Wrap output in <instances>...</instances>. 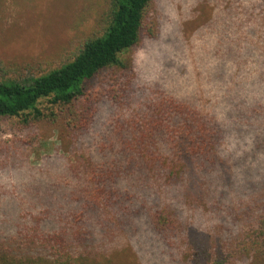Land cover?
<instances>
[{
    "label": "rangeland",
    "instance_id": "obj_1",
    "mask_svg": "<svg viewBox=\"0 0 264 264\" xmlns=\"http://www.w3.org/2000/svg\"><path fill=\"white\" fill-rule=\"evenodd\" d=\"M109 10V0H0V80L59 68L102 35ZM121 59L125 67H110L85 83L82 99L67 106L41 100L42 120L29 127L24 115L0 117V230L12 234L16 224L29 226L32 202L52 194L66 163L86 159L74 162V138L64 125L72 113L86 105L91 118H168L159 108L166 100L213 117L220 165L207 181L210 195L197 190L179 197L187 196V204L165 202L189 218L190 236L219 225L240 233V213L254 205L249 199L264 200V0H152L138 43ZM174 107L171 114L179 110ZM229 208L236 210L234 220H227ZM117 217L90 224L86 238L97 231L84 244L86 264H174L165 256L167 241L139 217ZM188 245L174 243L186 264ZM235 260L230 264H264L248 254Z\"/></svg>",
    "mask_w": 264,
    "mask_h": 264
},
{
    "label": "trees",
    "instance_id": "obj_2",
    "mask_svg": "<svg viewBox=\"0 0 264 264\" xmlns=\"http://www.w3.org/2000/svg\"><path fill=\"white\" fill-rule=\"evenodd\" d=\"M109 2L102 35L86 41L69 61L38 77L0 80V117L24 115L22 122L29 127L42 120L37 109L41 100L70 105L84 97L85 83L101 71L125 67L121 56L138 43L152 0ZM3 69L0 65V73ZM171 105L179 110L171 114ZM159 108L168 118H91L86 105L66 118L65 129L74 138L78 156L74 162L86 159L66 163L51 183L52 194L32 202L29 226L16 224L12 234L0 230V264H86L90 254L84 244L92 242L97 231L87 239L94 230L90 224L103 223V217L109 224L118 222L122 213L125 221L139 217L155 236L164 238L165 256L174 264H182L181 259L186 264L174 246L183 240L191 248L187 264H230L247 254L264 263L262 197L256 202L250 198L254 205L240 213L245 219L240 233L219 225L198 237L189 235L190 220L178 206L165 202L187 204V196L179 199L187 192L211 194L207 181L219 171V136L213 133V117L190 104L162 100ZM31 114L33 118H27ZM192 186L197 189L190 192ZM235 212L226 209L227 220H234ZM105 227L99 230L106 238Z\"/></svg>",
    "mask_w": 264,
    "mask_h": 264
}]
</instances>
